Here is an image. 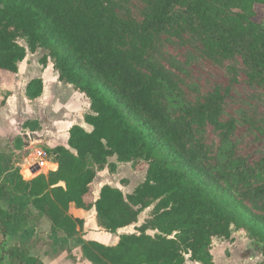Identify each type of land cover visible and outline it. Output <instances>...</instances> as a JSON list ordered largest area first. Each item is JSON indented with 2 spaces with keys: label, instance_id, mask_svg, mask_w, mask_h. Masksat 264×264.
<instances>
[{
  "label": "trees",
  "instance_id": "obj_1",
  "mask_svg": "<svg viewBox=\"0 0 264 264\" xmlns=\"http://www.w3.org/2000/svg\"><path fill=\"white\" fill-rule=\"evenodd\" d=\"M137 1L139 20L117 0H0V69L17 72L27 52L44 49L41 63L50 59L58 80L88 99L83 119L91 126L72 125L66 145L45 147L57 168L29 180L0 152L1 242L16 241L2 248L0 264H45L31 254L45 244L37 232L42 219L51 245L69 250L84 226L69 214L71 204L94 208L97 224L112 234L151 208L115 245L78 239L91 264H215L213 240H230L235 230L264 256V156L254 164L237 156L220 89L186 99L182 68L173 59L165 66L158 53L162 34L188 35L211 56L240 58L249 83L264 89V25L256 20L264 0ZM42 91V79L33 78L25 94L34 100ZM207 124L220 136L212 157L202 140ZM22 127L35 131L39 123ZM13 145L21 149L22 138ZM118 163L145 164L143 182L129 194L104 184L86 200L97 172L113 174Z\"/></svg>",
  "mask_w": 264,
  "mask_h": 264
},
{
  "label": "rangeland",
  "instance_id": "obj_2",
  "mask_svg": "<svg viewBox=\"0 0 264 264\" xmlns=\"http://www.w3.org/2000/svg\"><path fill=\"white\" fill-rule=\"evenodd\" d=\"M117 1L121 5L120 11L123 14L138 20L142 18V3L137 0ZM256 9L258 12L256 20L264 25V6H256ZM19 43L25 46L23 40H19ZM158 53L162 55L160 59L165 66L169 67V61L173 59L182 68L177 72L183 80L181 88L186 99L192 101L215 88L220 89L223 96L222 120L233 124L231 139L237 156L244 158L250 164H254L264 156V89L257 84L251 85L249 83L240 58L221 60L211 56L205 53L203 48L188 35L176 37L162 34ZM45 54L44 49H38L34 53L27 52L24 60L18 64L17 72L9 74L3 72L0 76L2 84L0 107L4 106L2 122H0V151L12 155L13 165L24 180L29 178L25 177L23 171L31 163L33 166L37 162L44 163L42 172L49 168L46 154L45 157L40 156L38 151L42 150L45 153V146L52 148L57 145H64L67 129L72 125H77V123L86 124L83 117L89 112L88 99L70 84L58 80L52 61L48 59L45 65L41 63V57ZM33 78L42 79L44 91H42L40 98L29 101L24 97V89L26 83ZM102 95L111 100L108 93L103 92ZM3 99H5V103L1 104ZM30 108H33V111L27 113L26 110ZM26 120L38 121L39 129L32 132L28 131L27 137H32V133H34L39 140L35 141L32 138L31 146L28 144L22 146L20 151L11 152L13 150L12 141L19 136L17 135L19 132H22L20 130L21 123ZM43 131H46L45 137L48 138V143L40 140ZM202 140L207 147L208 155L212 157L220 141L218 131L207 124ZM112 160L115 158H110V161ZM146 168L145 164H141L135 169L130 163H118L113 174L109 173L107 168L98 171L93 180V194L91 197H86V200L94 201L98 196V189L104 184L117 187L124 194L131 193L137 185L143 182ZM40 172L41 169L33 173L30 178L35 177ZM150 209L142 211L136 223L111 234L97 224L95 211L78 210L71 205L69 214L82 218L84 226L82 229L79 228L78 234L69 240V250L61 245H51L50 224L46 219H42L37 232L45 244L38 249H33L31 254L42 259L45 264H91L82 257L78 239L83 241L94 240L111 246L115 244V239L120 234L134 233L135 228L148 217ZM259 212L264 214V210ZM150 233L152 234V232ZM233 233L236 234L235 240L239 239L240 243L249 244L244 233L237 230ZM1 240L2 234L0 232V252L3 247L16 245V241L10 237H7L5 241L1 242ZM219 241L224 240L215 239L212 248L215 263L239 264L236 262V256L228 258V262L224 261L230 256V252L228 248L225 250L220 248ZM243 262L242 264H245ZM263 262L264 256L261 255L259 261H254L255 264H262ZM2 264H9L8 259L5 258Z\"/></svg>",
  "mask_w": 264,
  "mask_h": 264
},
{
  "label": "crops",
  "instance_id": "obj_3",
  "mask_svg": "<svg viewBox=\"0 0 264 264\" xmlns=\"http://www.w3.org/2000/svg\"><path fill=\"white\" fill-rule=\"evenodd\" d=\"M3 72H5V73H11L10 71H8V70H4V69H0V76H1V73H3ZM1 78H0V89H1ZM26 85H27V83H26ZM26 85H25V89H26ZM25 89H24V97L27 99V100H29V101H32V100H30V99H28L27 97H26V94H25ZM43 91H44V84H43ZM43 93V92H42ZM42 96V94L38 97V98H40ZM37 99V98H36ZM35 100V99H34ZM3 109H4V106H2V107H0V122H2V115H3ZM27 111V113H29V112H32L33 111V108H30V109H28V110H26ZM84 120V119H83ZM1 124V123H0ZM22 124L23 123H21V131L22 132H19V134H17V135H19L21 138H22V140H23V146H26V145H28V144H30V146L32 145L31 143L33 142V140H32V138L33 139H35V141L36 140H39V138H38V136H35V134L34 133H32V137H27V132L28 131H30L29 129H24L23 127H22ZM77 125H80V126H82L84 129H88L87 131H90V129H91V126L90 125H88V124H80V123H77ZM69 129V128H68ZM68 129H67V132H66V134H65V140H64V145H66V143H67V138H68ZM30 132H32V131H30ZM45 134H46V131H43V134H41V138L42 139H40L41 141H43L44 143H48V138L47 137H45ZM9 139H11V138H9ZM10 141V140H9ZM13 141H14V139H13ZM13 141H12V143H13ZM46 147V146H45ZM23 148V147H22ZM21 148V149H22ZM21 149H15L14 148V145H13V150H11V152H17V151H20ZM1 152V151H0ZM2 153H4V152H2ZM112 161H114V160H112ZM13 163V162H12ZM47 164L49 165V168L45 171V172H42V170H41V172L40 173H44V174H46L48 171H50V170H55L56 168H57V164L56 163H54V162H52L51 160H48L47 161ZM42 165V166H41ZM40 166L42 167V169H43V166H45V164L43 163V164H41ZM36 166V165H35ZM35 166H33V163H31L29 166H27V173L29 174V176L31 177L32 176V174H33V171L30 169V168H34ZM40 169V168H39ZM38 169V170H39ZM104 170V169H103ZM37 171V170H36ZM29 177V179H31ZM33 178V177H32ZM29 179H27V180H29ZM99 191H100V188L98 189V191H97V195L99 194ZM98 197V196H97ZM96 197V198H97ZM71 205H73V204H71ZM70 205V206H71ZM74 206V205H73ZM75 207V206H74ZM76 208V207H75ZM78 209V208H77ZM79 210V209H78ZM83 210V209H82ZM90 210H93V211H95L94 210V208H92V209H90ZM84 211H88V210H84ZM77 217H79V216H77ZM122 229V228H121ZM120 230V229H119ZM112 234V233H111ZM236 237V234L235 233H232V235H231V239L230 240H224V241H219V247L220 248H222V249H227L228 248V251L230 252V256L229 257H227V258H225L224 259V261L225 262H228V258H232V257H234V256H236L235 258H236V262L237 263H239V264H242V262L243 263H254V261L255 260H257V261H259V258H260V255L261 254H259V253H257L253 248H251V245H250V242H248L249 244H246V243H240L239 242V239H234ZM116 240V242H115V244L117 243V241H118V238L117 239H115ZM215 240H213V243H215L214 242ZM213 243H212V248H213ZM115 244H113V245H115ZM211 253H212V255H213V260H214V250L213 249H211ZM242 255H241V254ZM262 256V255H261ZM239 259H241L242 261L240 262V260ZM247 260V261H246ZM214 263H215V261H214ZM216 264V263H215ZM255 264V263H254Z\"/></svg>",
  "mask_w": 264,
  "mask_h": 264
},
{
  "label": "built area",
  "instance_id": "obj_4",
  "mask_svg": "<svg viewBox=\"0 0 264 264\" xmlns=\"http://www.w3.org/2000/svg\"><path fill=\"white\" fill-rule=\"evenodd\" d=\"M38 153H39L40 156L45 157V153H44L42 150H39ZM39 164H40L39 162L36 163L37 166H38Z\"/></svg>",
  "mask_w": 264,
  "mask_h": 264
},
{
  "label": "bare ground",
  "instance_id": "obj_5",
  "mask_svg": "<svg viewBox=\"0 0 264 264\" xmlns=\"http://www.w3.org/2000/svg\"><path fill=\"white\" fill-rule=\"evenodd\" d=\"M40 165H41V164H39V165H38V168H36L35 170H33L34 168H30V169H31L32 171H36L37 169L40 168Z\"/></svg>",
  "mask_w": 264,
  "mask_h": 264
},
{
  "label": "water",
  "instance_id": "obj_6",
  "mask_svg": "<svg viewBox=\"0 0 264 264\" xmlns=\"http://www.w3.org/2000/svg\"><path fill=\"white\" fill-rule=\"evenodd\" d=\"M36 168H38V166H37V165L34 167V169H33V170H35ZM37 170H38V169H37Z\"/></svg>",
  "mask_w": 264,
  "mask_h": 264
}]
</instances>
